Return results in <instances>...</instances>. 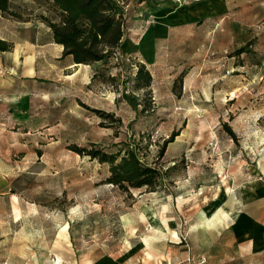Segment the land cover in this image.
I'll use <instances>...</instances> for the list:
<instances>
[{
    "label": "rangeland",
    "instance_id": "rangeland-1",
    "mask_svg": "<svg viewBox=\"0 0 264 264\" xmlns=\"http://www.w3.org/2000/svg\"><path fill=\"white\" fill-rule=\"evenodd\" d=\"M113 1L120 45L85 63L52 40L49 0L0 13V264H217L201 211L220 204L232 242L264 222V0ZM128 149L154 190L89 154Z\"/></svg>",
    "mask_w": 264,
    "mask_h": 264
},
{
    "label": "trees",
    "instance_id": "trees-1",
    "mask_svg": "<svg viewBox=\"0 0 264 264\" xmlns=\"http://www.w3.org/2000/svg\"><path fill=\"white\" fill-rule=\"evenodd\" d=\"M49 1L60 12L58 22H47L50 35L55 43L63 47V55L70 56L73 63L99 61L119 47L122 13L113 0ZM9 3L10 0H0V13L8 12ZM9 49L10 44L0 39V52ZM137 79H142L143 85L147 86L151 76L140 66ZM89 154L100 162L108 163L110 174L107 181L120 189L145 186L154 190L157 186L159 170L143 164L133 149L126 150L118 160L116 154L100 151H90Z\"/></svg>",
    "mask_w": 264,
    "mask_h": 264
},
{
    "label": "crops",
    "instance_id": "crops-1",
    "mask_svg": "<svg viewBox=\"0 0 264 264\" xmlns=\"http://www.w3.org/2000/svg\"><path fill=\"white\" fill-rule=\"evenodd\" d=\"M0 39L6 40L1 36ZM224 196H227V194L225 193ZM220 208L221 205L219 204L216 205L213 211L209 213L210 215H207V211H201L199 214L201 222L206 226L205 231L208 233H206V239L197 236V239L199 238L201 240L200 244L202 247H209L207 243L208 237L210 240H212V244L214 245L210 247L217 246V248L222 249V257L218 259L217 264H253L255 263L252 261V258L254 257H259L264 260V226H262L264 225V222H261L262 225L257 224L255 221H252V223L248 222L247 224L246 222L241 223V225L237 226L235 230L236 232L232 242V238H230V234H232V232H229V227L231 223L234 222V218L231 217V222L228 223H226V220L222 217L214 220H211V218L210 221H208L211 214L214 212L221 213ZM223 215L226 216L225 213H223ZM246 235L249 237V239L248 241L244 242ZM239 242L242 244H239ZM231 249L234 250V257H232L230 254Z\"/></svg>",
    "mask_w": 264,
    "mask_h": 264
},
{
    "label": "built area",
    "instance_id": "built-area-1",
    "mask_svg": "<svg viewBox=\"0 0 264 264\" xmlns=\"http://www.w3.org/2000/svg\"><path fill=\"white\" fill-rule=\"evenodd\" d=\"M122 55H123V54H122ZM122 55L120 54V52L116 53V54L114 55L115 60H118L119 58H122ZM123 57H126V58H127V55L124 54Z\"/></svg>",
    "mask_w": 264,
    "mask_h": 264
},
{
    "label": "bare ground",
    "instance_id": "bare-ground-1",
    "mask_svg": "<svg viewBox=\"0 0 264 264\" xmlns=\"http://www.w3.org/2000/svg\"><path fill=\"white\" fill-rule=\"evenodd\" d=\"M215 214V213H214ZM213 215V214H212ZM215 217V216H214ZM208 220V219H207ZM212 220V219H211ZM208 221H210V219L208 220ZM219 222V221H218Z\"/></svg>",
    "mask_w": 264,
    "mask_h": 264
}]
</instances>
